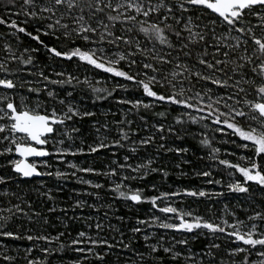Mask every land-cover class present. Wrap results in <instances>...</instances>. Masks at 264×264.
Returning a JSON list of instances; mask_svg holds the SVG:
<instances>
[{
  "label": "snow or ice",
  "instance_id": "snow-or-ice-1",
  "mask_svg": "<svg viewBox=\"0 0 264 264\" xmlns=\"http://www.w3.org/2000/svg\"><path fill=\"white\" fill-rule=\"evenodd\" d=\"M0 5V264H49L65 250L77 253L70 264H113V254L115 264H264V0ZM77 90L93 105L114 101L115 119H99ZM188 138L203 150L197 160ZM169 156L181 176L221 190L144 183L167 181ZM69 182L79 187L58 206ZM28 185L49 213L63 214L65 231L36 230L52 218L36 209ZM229 194L243 218L229 204L208 216L180 206ZM113 201L144 213L127 225L128 242L110 222ZM68 221L87 228L65 243ZM141 236L143 250L132 243Z\"/></svg>",
  "mask_w": 264,
  "mask_h": 264
},
{
  "label": "trees",
  "instance_id": "trees-1",
  "mask_svg": "<svg viewBox=\"0 0 264 264\" xmlns=\"http://www.w3.org/2000/svg\"><path fill=\"white\" fill-rule=\"evenodd\" d=\"M2 11H3V8H2V5H0V12H2ZM26 42H27V40H26ZM88 95L89 94H85V93L81 92L80 90H77V92L75 93V98L77 100H83L85 106L92 108V110H94V111H97L99 114V116H98L99 119H101V120L115 119V117H113L111 115V112H110V110L115 109L114 101L108 100V101L98 102L97 104L93 105L91 100L88 98ZM87 127H88V125L85 124V130H87ZM183 144H184V146L190 147L192 149V153H190V155H189L190 159L197 160L198 156L203 154V150L199 149L196 142L193 141L192 139H190V138L186 139L183 142ZM153 152H154V150H153ZM178 162H179L178 159L171 158L170 156L166 157L164 159V163L168 166V168L171 172V175L168 177L166 182L162 181L161 177L159 175H152V176H149L148 180L145 181L144 183L149 184V185L152 183L160 185L161 191L170 190V189L175 190L178 188H183L184 186L203 187L209 191H220L221 190L219 188V186L214 187L211 185L201 184L200 180H198L195 176H191V175L181 176L180 175L181 170L175 168V164ZM183 170L185 172H189V173L192 171L191 167L188 165H184ZM42 179L45 180V182L49 186H52L54 184V182L48 178H42ZM135 183H139V182H135ZM33 187H34L33 185H28L25 188L26 192H30V197H31L32 203L34 204L36 209L38 211H40L44 216H48V217L52 218L51 225L45 226V225H42L41 223H37L35 226L36 230L37 231H40V230L46 231L47 233H49L52 236L57 235L60 231H65L63 225L60 223V220L57 219V217H62L63 214L60 213L59 210L56 213H49L47 211L48 205L41 203L37 197L36 192L31 191V189ZM35 187H38V184L35 185ZM74 187H79V186L75 185L72 182H69L67 185H65V191L64 192L56 193V195L58 197L56 203L58 206H65L66 204L71 203L70 197L72 194V188H74ZM224 191L226 192L227 190L224 189ZM244 199H245L244 195L241 194L240 200H244ZM176 202L178 204H180L179 198H177ZM48 203L50 204L51 202H48ZM257 203H264V201H257ZM225 204H229L230 207L236 208L237 215H239V216H241V218H243L244 214L242 212H240V210H239V205L237 203V199H236L235 194H229V195H225V196L219 197V198L213 197V198H211L209 200H205L203 202H195L192 200V198H184V203L180 204V206L183 207L185 205H188L191 208L199 211L200 213L208 216V215H212L213 213H215L216 215H222L223 214L222 209H223ZM142 207L146 209L149 207V205L145 204ZM105 210H108V209H105ZM208 210H210V211H208ZM88 211L89 210L86 208V209H84L83 213L77 212L76 215L77 216L85 215ZM72 215L73 214L70 211L68 213V216L71 217ZM137 215H144V213L136 212L135 208H133L132 211H129V209L124 205L123 202L113 201V207L110 210V222L115 227H122V230L125 234V242H128V238L131 237V235H132L130 233V231L128 230L127 225L129 223H134ZM117 216H125L126 217V221H125V224L123 226H121L120 221H118L116 219ZM226 218L231 219L230 217H226ZM65 219L67 221V218H65ZM68 222L70 223L72 235L61 237V240H63L65 243H70L71 238L76 235L77 230H85L87 228V224L82 223L81 221H68ZM108 223H109V221H105L106 226ZM107 234L110 237L115 236L117 239L120 238V234L118 232L109 231ZM27 243H28L27 241L15 242V244H18L21 249H23V247L26 246ZM132 243H133V247L140 248L141 250H143L142 249V245H143L142 236L138 240H133ZM205 243L206 242L203 240V238L195 241L193 243V246H192L193 250L199 252ZM50 247H56V245H52ZM35 254L40 255V253H38V252ZM76 256H77V253H74V252L69 251V250H65L62 255L60 253H56L55 255L48 257V260H49V264H70V261L75 259ZM108 259L110 260V262H113V264H115V261H116L115 254L108 257ZM85 264H96V262L91 260V258H89V260L85 261Z\"/></svg>",
  "mask_w": 264,
  "mask_h": 264
},
{
  "label": "water",
  "instance_id": "water-1",
  "mask_svg": "<svg viewBox=\"0 0 264 264\" xmlns=\"http://www.w3.org/2000/svg\"><path fill=\"white\" fill-rule=\"evenodd\" d=\"M38 179H42V178H38Z\"/></svg>",
  "mask_w": 264,
  "mask_h": 264
}]
</instances>
